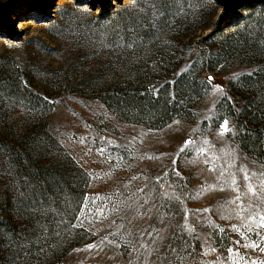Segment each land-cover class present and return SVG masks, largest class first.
<instances>
[{
  "label": "rangeland",
  "instance_id": "rangeland-1",
  "mask_svg": "<svg viewBox=\"0 0 264 264\" xmlns=\"http://www.w3.org/2000/svg\"><path fill=\"white\" fill-rule=\"evenodd\" d=\"M259 46L264 0H0V264H264L229 93ZM197 69L186 116L117 107L186 99Z\"/></svg>",
  "mask_w": 264,
  "mask_h": 264
},
{
  "label": "trees",
  "instance_id": "trees-1",
  "mask_svg": "<svg viewBox=\"0 0 264 264\" xmlns=\"http://www.w3.org/2000/svg\"><path fill=\"white\" fill-rule=\"evenodd\" d=\"M217 33L218 31L213 30L205 38L209 39ZM244 55L241 52L238 57ZM263 55L264 46H259L252 52L250 58H241L237 61L238 65H254L258 66V69L252 72L251 75L244 76L235 82L231 86L229 93L242 102L238 112H232L231 118L236 120L240 129V140L243 149L249 155L264 161V60H257ZM201 73L203 71L199 69L192 72L195 79L194 88L187 96L185 95L186 99L177 96V99L170 104L168 99L162 98L151 101L150 99L146 100V95H141L135 90L130 94H125L122 98L123 100H119L117 107L122 112L135 117L133 118L134 120L129 121H149L153 123L149 127L160 128L176 116L183 117L190 113V103L196 104L195 99L199 96L197 79ZM184 76L182 75L180 78H184ZM185 100L186 102L182 104ZM185 103L189 104L185 105ZM158 123L160 124L157 125Z\"/></svg>",
  "mask_w": 264,
  "mask_h": 264
},
{
  "label": "snow or ice",
  "instance_id": "snow-or-ice-1",
  "mask_svg": "<svg viewBox=\"0 0 264 264\" xmlns=\"http://www.w3.org/2000/svg\"><path fill=\"white\" fill-rule=\"evenodd\" d=\"M223 131H224V132H227V131H228V128H227V124H226V122H225V125H224V128H223ZM189 143H191V141H186V142H185V145H187V144H189ZM181 151H183V148L181 149ZM241 171H244V170L241 169ZM223 174H224V173L221 172V176H223ZM243 178H244V180H246V181H249V180H250V176L248 175L247 172H245ZM235 184H236V181H235V179H233V180H232V184L230 185V187H233V190H234V191H237V193H238L237 196L235 197V199L232 200V201L230 202V203H233V204H235L237 201H239V200L241 199V195H242V193H240L239 189L234 187ZM262 184H264V181H262ZM221 190H223V189H221ZM247 190H248L249 193H252L253 195H256V189L252 186L251 183H249V184L247 185ZM238 207H242V205H238ZM250 208H252V204H249V205L247 206V208H242V210H243V211H248ZM205 211H208V210L205 209ZM239 215H240V213L237 212V216H239ZM257 217H259L258 222H257V226H258L259 228H264V215H261V214L259 213V211H257V213H256L254 216H252V220L256 221V220H257ZM233 227L235 228V226H233ZM245 227L247 228L248 225H245ZM236 230L238 231V229H236ZM257 234L259 235V233H257ZM262 239H264V237H262ZM236 243L239 244L240 241H237ZM248 246H249V245H244V247H248ZM251 247L258 248L259 245H257L256 243H253V244L251 245ZM259 250L262 251V252H264V248H259ZM229 251L231 252L232 250L229 249Z\"/></svg>",
  "mask_w": 264,
  "mask_h": 264
}]
</instances>
